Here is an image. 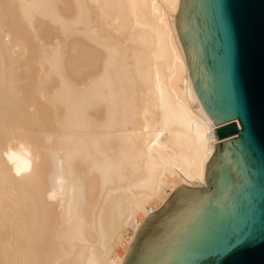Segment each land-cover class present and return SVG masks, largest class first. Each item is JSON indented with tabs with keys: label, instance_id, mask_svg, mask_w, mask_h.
I'll list each match as a JSON object with an SVG mask.
<instances>
[{
	"label": "bare ground",
	"instance_id": "6f19581e",
	"mask_svg": "<svg viewBox=\"0 0 264 264\" xmlns=\"http://www.w3.org/2000/svg\"><path fill=\"white\" fill-rule=\"evenodd\" d=\"M180 1L0 0V264H120L179 187H206L220 125Z\"/></svg>",
	"mask_w": 264,
	"mask_h": 264
},
{
	"label": "water",
	"instance_id": "95a60500",
	"mask_svg": "<svg viewBox=\"0 0 264 264\" xmlns=\"http://www.w3.org/2000/svg\"><path fill=\"white\" fill-rule=\"evenodd\" d=\"M174 20L220 142L206 187H179L120 264H264V0H181Z\"/></svg>",
	"mask_w": 264,
	"mask_h": 264
},
{
	"label": "rangeland",
	"instance_id": "374dc122",
	"mask_svg": "<svg viewBox=\"0 0 264 264\" xmlns=\"http://www.w3.org/2000/svg\"><path fill=\"white\" fill-rule=\"evenodd\" d=\"M47 32H49L48 30H46V34H47ZM48 36V35H47Z\"/></svg>",
	"mask_w": 264,
	"mask_h": 264
}]
</instances>
